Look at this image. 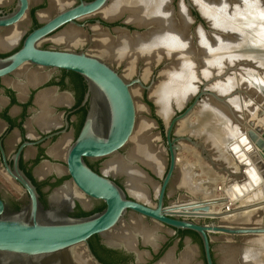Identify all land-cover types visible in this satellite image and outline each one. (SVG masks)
<instances>
[{
  "label": "water",
  "instance_id": "obj_1",
  "mask_svg": "<svg viewBox=\"0 0 264 264\" xmlns=\"http://www.w3.org/2000/svg\"><path fill=\"white\" fill-rule=\"evenodd\" d=\"M71 1H74L76 5L56 13L41 28L33 31L18 52L6 58H0V78L10 76L30 65L37 68L73 72L84 80L87 94L83 106L88 107L87 115L78 139L68 148L66 166L74 186L87 198L102 202L105 209L100 213L80 218L70 216L62 206H55L52 203L49 209H46L40 201L37 188L19 170L17 160L14 171L6 165L7 173L21 185L27 199L22 209L16 212L8 211L0 200V264H76L70 259L69 253L77 247L85 250L86 257L91 264H103L92 251L90 241L93 237L99 238L101 244L108 249L134 255L135 261L131 264H160L169 253H172L175 260L180 259L191 243L189 238L187 242L184 240L185 248L179 253L180 249L177 246L180 241L178 240L175 247H170L158 259L155 256L160 254L164 243L156 242L155 245H150L152 251L141 250L140 247L143 248L145 245L138 234L135 235V250H129L121 244H109L105 236L120 231L128 214H133L136 219L148 227H150L148 223H155L172 230L174 235L186 232L195 234L201 241L205 264H217L213 249V235L250 239L264 235V223L253 227L251 225H228L220 221L222 218L249 209H238L232 212L227 210L219 215H210V217L205 215L206 220L202 215L201 218L204 220L197 221L193 218L194 214L186 217L185 213H174V203L180 198L169 200L172 184L181 165L180 155L185 151L186 145L198 151L200 157L208 162L218 175H225L231 182L230 187L226 184L225 198L212 201L198 199L197 205L189 208L193 212L208 214L212 206L227 202L236 203L264 185V155L260 153L261 150L264 151V109L261 105L264 99V89H261L260 99L258 97L260 104L259 101L254 102L256 117H251L243 110L241 117L238 118L228 100L244 92L238 89L230 97L220 96L210 91L208 87L222 77L203 80L193 101L181 113L172 117L164 127L163 145L167 156L164 176L160 180L156 179L152 171L140 167L152 184L158 188L155 191L153 205L146 204L129 196L126 190L113 180L95 173L86 160H103L120 155L131 143L138 123V110L132 90L134 87H139L144 92L151 93L157 79L153 77L149 84H145L139 74L132 81H127L108 62L86 51L41 49L40 43L47 37L59 33L67 25L80 27L78 20L95 15L111 2V0ZM183 1L192 19L200 23V27L204 29V23L199 20V17L193 15L199 12V16L207 23L201 12L192 0ZM28 9L29 0H17L16 10L12 14L0 15V28H8L19 23ZM123 18L114 21L102 19L97 23L108 32L118 29L134 35L148 30L147 27L132 25ZM104 24H118V26L111 29L105 27ZM130 27L134 30L132 31ZM205 98L220 105L233 117L240 137L238 141L229 145L228 150L234 159L237 171L226 166L218 168L220 165L214 161L213 155L201 139L176 133L178 127L196 113ZM244 105L242 104L241 107L243 108ZM147 110L149 120L155 126L160 127L159 115L152 118L153 113L149 105H147ZM152 184L150 187L147 186L149 193L154 191ZM188 206L181 207L182 212L188 210L186 209ZM259 207H264V202L259 203ZM140 253H144L145 257L140 258Z\"/></svg>",
  "mask_w": 264,
  "mask_h": 264
},
{
  "label": "bare ground",
  "instance_id": "obj_2",
  "mask_svg": "<svg viewBox=\"0 0 264 264\" xmlns=\"http://www.w3.org/2000/svg\"><path fill=\"white\" fill-rule=\"evenodd\" d=\"M48 1L50 3L48 9L40 15L42 21H47L56 13H59L61 10H64L65 8L71 6L72 3L69 0ZM262 1L264 2V0ZM12 2L13 0H2L0 2V5H7ZM171 2L172 0H111V2L103 10L95 14L101 15V17L107 21H114L123 17L125 14H128L127 20L129 23H133L139 27H147L148 30L146 32L134 35L128 34L123 30L116 29L115 32L117 36L115 37H110L109 32H107L105 29H97V32L95 34L97 37L96 45L100 51L104 52L103 54L109 55L114 61H119L118 63H120L121 61H125L128 66L127 69L129 71L134 70L138 62L145 63V67L148 69L153 64L166 61L167 64L162 74L163 81L155 90V94H153L154 99L158 102L159 105L152 98V92L154 88L150 93L151 98L157 105L158 113L160 115H163L161 112L167 113L171 105L175 102L179 103L181 100L186 99L190 95L192 96V94H194L193 92L198 91V87H195L194 83L198 76L199 70L200 73H202V76H204V78L200 79V83L203 80L213 79V77L217 75H213L215 74V71H219L221 72V74H224L222 78H219V80H216L208 87L210 91H213L215 93L218 92H216L212 88H216V90H218L219 92H228L233 88L232 86L236 79L239 81L238 84L240 85L237 87L238 89L241 87L242 81H247L251 84H253V82L264 84V79L259 82L260 80H257L252 76H247L249 73L244 72V74L242 70V67H244L243 65L249 63L248 61V63H246V59H252L253 62L258 61V66H264V6L262 5L261 0H192V3H195L198 9H200L199 11L207 21L211 30L206 31L199 27L195 30V34L189 33L190 24L193 20L191 19L187 5L183 2V0H181L179 4L180 7H178L179 11H175L172 9L173 7H171ZM92 16H94V14ZM92 16H87L84 18H90ZM20 28L21 27H15L5 31L3 35L0 34V50H7L11 47V44L17 37ZM191 37L192 39L197 40V48H195L196 46L193 44ZM83 39V35L79 30H77V28H67L66 31H63L60 34L58 33V35L54 37V40L56 42L73 45H78V43L82 42ZM228 66H236V68H234L233 70L229 68L226 71V68ZM224 68L226 71L225 73L222 72ZM231 71H237V74L235 76H232V74L229 75ZM246 73L248 74L246 75ZM228 75L229 79H227V81L217 84L219 81L225 80ZM210 76L212 77L210 78ZM25 77L26 82L33 87L38 86L47 79V76L40 73L39 70L38 73H30ZM215 84H217V86H215ZM235 84H237V82H235ZM18 87L21 89L22 94H24L25 85L21 84L18 85ZM18 87L17 89H19ZM50 98V94L45 93L44 91V93H41V95H39L37 100L38 104L42 108V118L44 119L47 118L49 113L47 105L51 102ZM208 100L209 102L211 101V99L209 98L204 99L203 104L205 105ZM63 101L65 100L63 99ZM258 101L259 100L257 99L256 102ZM262 102L263 103L261 105L264 109V99ZM210 103L214 104L213 101H211ZM243 108L241 109V111L244 110L247 112V110ZM247 108L249 109V115L255 118V110L250 108L249 106H247ZM215 116H217V114ZM217 121L218 123L222 122V120H220L219 118L217 119ZM222 124L223 127L224 125H226L225 123ZM148 128H150L149 125L143 126L140 134L136 136V139L133 141V144L130 146L125 157L115 155L105 163L104 167V170L106 172H110L111 174L113 173V175H124L127 178V185L129 186V188L133 191V193L135 192L140 198L143 199L147 198L149 195V190L146 184H152V182L141 170L140 165L153 166L154 170H157L160 163L158 161L156 150L154 148L155 146L153 144V138H151L152 136L149 132L150 129L148 130ZM227 132L228 130L226 129L224 133L226 134ZM229 132H231V135L228 133L226 135H229V137H236L230 144L238 141L240 134H238L237 131L234 130H230ZM222 134L223 133H221V135ZM221 135H219L220 138H222ZM226 139H228V136ZM232 139L233 138H231V140ZM224 141H226L225 138ZM260 153L264 155L263 150H261ZM181 159L182 157L180 155V161H182ZM52 172L61 175L63 173V169L60 166H43V168L41 169L42 174H49ZM189 178L190 176L185 175L184 179L185 181L187 180V183L189 181ZM225 180L226 184H228V187H230L231 182L227 179L226 176ZM152 187L155 191L158 189L156 185L152 184ZM201 189H198V192H202ZM209 189L210 186H207L206 189L203 190V192H208L207 196H209L210 193ZM226 189L227 187L224 183H217L214 190L215 199L225 198ZM74 191L75 190L73 186L67 184L64 188L60 190L58 189L54 192L52 202L58 205L66 199H78L79 197L81 204L85 208H88L90 206V201H88L86 198H82L81 196H77ZM204 194L205 192L203 193V195ZM253 194V197H251L250 199L248 198L250 195H248L245 198L239 199L236 203L227 202L212 206L211 212L208 214L193 212L191 209H189L192 208V205H197V202L199 201L198 199L204 200V196L201 195L197 197V199H193L196 196H186L182 197L183 200H179L178 202L174 203V213H185L186 217H188V215L190 214H194L193 218L197 221H200L202 219V215H204V219L206 220L205 215H209L210 217V215H219L227 210L232 212L233 210L238 209H249L248 211L235 213L232 216L222 218L220 221L226 224L232 223V221H235L241 217H245L248 214L254 213L255 211L259 212L258 215H260L259 218H261V221L260 224H252L251 226L258 227L262 223H264V207H259V203L264 202V185L259 188V190H255ZM247 198L248 200H246ZM212 200L214 199L209 198L205 199L204 201ZM184 205H189L188 208H186L188 210L185 209L186 211L182 212L183 209L181 207H183ZM204 219H202L201 221H203ZM228 225L247 226L246 224L241 225V223ZM157 226L158 225H156V227ZM156 227H148L147 225L142 224L138 219H134L133 221H131L128 227H123V229H120V232L111 233L106 235L105 237L107 242L111 245L121 244L129 250H135L136 234L142 237L144 243L153 245L156 244L159 239V235L157 234L158 230L156 229ZM169 233H173V231L169 230ZM262 237L264 240V235L257 237L255 236V238ZM73 255H75V257ZM69 256L70 259H72V261L74 262L91 264L89 262V259L86 257L85 250L80 247L71 250ZM139 256L140 258H143L145 257V254L140 253ZM194 257V249L192 248V246L188 245L187 249L181 255L180 259L175 260L172 253H169L160 264H194Z\"/></svg>",
  "mask_w": 264,
  "mask_h": 264
},
{
  "label": "rangeland",
  "instance_id": "obj_3",
  "mask_svg": "<svg viewBox=\"0 0 264 264\" xmlns=\"http://www.w3.org/2000/svg\"><path fill=\"white\" fill-rule=\"evenodd\" d=\"M180 2H181V0H172V2H171V7H173L172 9L177 11L178 7H180V5H179ZM261 3L264 6V2L262 0H261ZM10 5H13V2ZM194 5L196 6L195 3H194ZM197 9H198V7H197ZM198 10H200V9H198ZM123 17H124L123 20H127L128 14H125ZM97 18H102V17H101V15H99V16H97ZM131 24L133 25V23H131ZM197 28H199V23L192 21L190 24L189 33L195 34V30ZM22 30L24 33L25 29H22ZM99 30H101V29H99ZM142 31H144V30H142ZM208 31H211V30L208 29ZM95 34H96V31L93 32V30H92L89 34V37L86 36V40H85L86 42L85 41L80 42V43H78V45L77 44L73 45V44L56 42L54 40V37H55L54 36V37L48 39L47 41L41 43L40 47L45 48L47 45H49L51 50H56V51H73V52L86 51L89 54L96 56V57L108 62L117 71H119L120 74L127 81H132L133 79H135L140 74L141 79L144 81V83L149 84L152 80L151 77L154 73V70H157V71L160 70V72L156 74L157 75V78H156L157 81L155 83V86L153 87L154 90L152 92V98L154 99L153 94H155L154 93L155 90L157 89V87L160 86V84L163 81V79H162L163 75L162 74H163V71H164L166 65L164 66V65H162L161 62H159V63L153 64L150 68L147 69L145 67L146 66L145 63L138 62L135 69L132 71H129L127 69L128 66H127V63L125 61H121L120 63H118L119 61H117V62L114 61L109 55L103 54L104 52H102L98 49V47L96 45V42H97L96 38L97 37ZM110 35H112L113 37L117 36L116 32L111 33ZM112 36H110V37H112ZM191 40L195 41V43H193V44L196 46L195 48H197V45H196L197 40L192 39V37H191ZM19 43H20V40H16V42H14V44L8 50H6L4 52H9V51L15 49L19 45ZM245 61H246V63H248V62L249 63L243 65L244 66V67H242L243 73L248 72L249 74L246 73V75L248 74L247 76H252V77L256 78L257 80H260L259 82H261L262 79H264V69H263L264 66H262V65L258 66V61L253 62L252 59L251 60L246 59ZM162 62H166V61H162ZM229 68L231 70H233L234 68H236V66L235 67L234 66H232V67L228 66L226 68V71ZM37 69L39 70L40 73L50 72V71H46L43 69H39V68L30 66V65H27L19 72V74H21L24 77V79H26L25 76H27L28 74L36 73V72L38 73ZM249 70H250V72H249ZM226 71H225V68L222 70V72H224V73ZM218 72L215 71V74H213V75H216V74L217 75L214 77H216V78L223 77L224 74L223 73L221 74V72H219V73ZM236 72L231 71L229 73V75L232 74V76H235L237 74ZM252 72H255V73H252ZM229 75L226 77L225 80H221L217 84L227 81V79H229ZM212 76H210V78ZM232 76H230V77H232ZM201 78H204V76H202V73H200V70H199L198 76H197L195 83H194L195 87H198V88L201 87V83H200ZM204 81H206V80H204ZM235 82H237V84H235ZM235 82L232 86L233 90L231 89L228 92H222V91L219 92L218 90H216V88H212V89L215 90L216 92H218L219 93L218 95H220V96L230 97V95H232L233 93L238 91L237 87L240 86L238 84L239 81L237 79ZM217 84H215V86H217ZM235 85H236V87H235ZM212 87H214V86H212ZM198 88H197V90H198ZM239 89H241L244 93L241 95H235L228 100L232 109L235 112V116L238 118H240L241 114H242V112H241V108H242L241 105L242 104H245L244 108H245V110H247V113L249 112L248 111L249 109L247 108V106L254 109V102H256L258 97L262 96L261 89H264V84L263 83L260 84L257 82H253V84H251V83H248L247 81H245V82L242 81L241 87ZM132 91H133L134 99L136 101V106H137V110H138L137 129H136V133H135L134 138L131 140V143L118 156L125 157L130 146L133 144V141L136 139V136L138 134H140L143 126L149 125L150 128H148V130L150 129L149 132L152 136V137L151 136L150 137L153 138V144L155 146L154 148L156 150V155H157L158 161L160 163L158 165L157 170L156 169L154 170L153 166H148V165L147 166L140 165V167L141 168L143 167L144 169L146 168L149 171H152L155 174L156 179L160 180L165 174V170H166L165 160L167 157L165 150H164V145H163L164 132L162 131V127L164 129L165 125L167 124V122L172 117L178 115L184 109H186V107L193 101V99H194V97L198 91L193 92L194 94H192V96L190 95L186 99L181 100L179 103L175 102L176 104L175 103L172 104L167 113L161 112L163 115H160L158 113V108L156 105V103L158 104V102L155 99L154 100L156 101V103L154 102V100L151 98L150 93L144 92L139 87H134ZM254 91L256 92V94ZM221 93H223V94H221ZM150 101H152V102H150ZM203 102L204 101L202 100L200 108L196 111V113L186 123H183L178 127L176 133H177V135H186V136L189 135L195 139H201L205 143V145L208 147V151L210 152V154L213 155L214 161L220 165V166H218V168H222V166H226L228 168H233L235 171H237L238 169H237V167H235L234 160H233V158L230 155L229 150H228L229 144L236 137L234 138L232 136L229 137V135H226L227 133L231 135V132H229L230 130L231 131H233V130L237 131V127L234 123L233 117L229 114V112L227 110L225 111L217 103L214 102V104H212L208 100V102L211 104V106H210V104L208 102H206L205 105L203 104ZM147 105H149L152 109V113H153L152 118L153 117L156 118V115H159L160 127H157L152 122H150V120H149L150 116H149V113L147 110ZM207 108H210V109H207ZM211 108H212V110H211ZM217 108H218V110H217ZM216 114H217V116L218 115H220V116L217 117V116H215ZM218 118L220 120H222V122L219 121L220 123H218V121H217ZM214 120H216L217 122ZM222 123H225L226 125H224V127H223ZM226 129L228 130V132L225 134L224 132ZM160 133H161V136H159ZM210 133H212V134H210ZM218 133H220V134H218ZM221 133H223V134L221 135ZM214 134H215V136H214ZM219 135H221L222 138H220ZM227 136H228V139H226ZM224 138L226 141H224ZM231 138H233V139L231 140ZM181 157H182L181 165H180V168L178 170L176 179H175L174 183L172 184V188L170 190V199L169 200L170 201L171 200H178L179 198H181V196H188V197H195L196 196L193 199H197V197H199L201 195L204 196L203 197L204 200L209 199V198L215 199V197H214L215 187H216L217 183H221V182L226 185L225 176L224 175H223V177H222V175L218 176V174L212 169L211 165L208 162H205L200 157L199 152L194 150L190 146L186 145L185 151L181 155ZM57 159H59L61 162L65 161V158L62 157V155H58ZM110 159L111 158H107V159H103V160H93L91 162L93 164H100V166L102 168L101 169L102 173H104V174L108 173L107 175L113 176L114 178L119 180L122 183L124 189L126 190V192L129 196L136 198V199H138V200H140L146 204L153 205V202H155L154 201L155 200V190L154 191L152 190L151 193H148L149 195L147 198H144V199L140 198L135 192L133 193V191L129 188V186L127 185V178L124 175H121V176H120V174L119 175H117V174L113 175V173L112 174L110 172L106 173V171H104V164L106 162H108ZM139 164H141V163H139ZM62 169H63V171H65L64 167H62ZM64 174L66 175V172H64ZM185 175L190 176L188 183L186 182L187 180L185 181V179H184ZM65 181L67 184L72 185L71 181L69 179H66ZM203 181H204V183H203ZM217 181H219V182H217ZM205 184L207 186H210L209 196H207V194H208L207 191H204L205 194L203 195V193H204L203 190L206 189V187H207ZM146 185L148 187L151 186L150 183L149 184L147 183ZM212 185L213 186L215 185L214 189L212 188L213 187ZM204 186H205V188H204ZM198 189H201L203 193L201 191L198 192ZM74 190H75L74 192L76 193L77 196H81L84 199L86 198L84 195H82L80 192H78L77 189L74 188ZM257 190H259V189H257ZM197 192H198V194H197ZM253 193L252 194L250 193L251 195L248 197L249 199L251 197H253V195H254ZM20 194H22L21 191L16 196L19 198ZM248 198L246 200H248ZM86 199L88 201H90V206L87 208V209H90V211H93L94 208L101 205V202H96V201H93L91 199L89 200L88 198H86ZM74 200H77L81 203V201L79 200V197H78V199L76 198ZM180 200H183V199L181 198ZM97 213H100V212H97ZM258 213L259 212L254 211V213L248 214L245 217H241L235 221H232V223H228V222L227 223L228 224L241 223V225L242 224H246V225L256 224V225H258V224H260V221H261L260 220L261 218H259L260 215H258ZM93 214H95V213H92L90 215H93ZM78 218H80V217H78ZM134 219H136V217L133 214H128V216L126 217L125 223L120 227V229H123V227H128L129 224L131 223V221H133ZM148 224L152 227H154V226L156 227V225H157L155 223H148ZM156 229L158 230L157 234L159 235V239H158L157 243H160V244L164 243L163 244V247H165V249L163 250L164 252L167 251L170 247L176 246L175 245L176 241L174 243L169 242V240L175 236L174 233H169L168 229L163 228L160 225H158L156 227ZM117 232H120V231H117ZM117 232H115V233H117ZM184 237H185V241L188 238L191 240L190 246H192V248L194 249V252H195L194 264H205L204 252H203V248H202V244H201L200 239L193 233L192 234H186ZM212 238H213L214 256H215V260H216L217 264H264V240H263V237L262 238H255L256 239L255 240L254 238H251V239L250 238H242V237L230 238V237L223 236V235H213ZM186 242L183 243L182 248H180L179 245L177 246L180 249L179 253L185 248ZM143 244L145 246L143 248L142 247H140V248H141V250H144V251L150 250L149 246L153 245V244H146V243H143ZM73 256L75 257V255H73ZM76 264H79V263L76 262Z\"/></svg>",
  "mask_w": 264,
  "mask_h": 264
},
{
  "label": "flooded vegetation",
  "instance_id": "obj_4",
  "mask_svg": "<svg viewBox=\"0 0 264 264\" xmlns=\"http://www.w3.org/2000/svg\"><path fill=\"white\" fill-rule=\"evenodd\" d=\"M1 1L2 0H0V2ZM69 1L72 2V4L65 9L76 5L74 1ZM10 4L0 5L1 16L10 15L16 10L17 0H13V5ZM49 4L48 0H29V9L19 23L8 28H0V34L3 35L7 30L21 27L17 37L13 40V42L20 40L19 45L9 52L0 50V58H6L18 52L22 48L26 38L52 18L51 17L47 21H42L40 18V15L48 9ZM193 15L199 17V20L204 23V30L207 31L210 29L209 25L199 16V12L193 13ZM97 16L99 15L78 20L77 23L80 27L67 25L59 31V34L66 31V28H77L83 35L84 39L82 42H84L86 40L85 37H89L92 30L93 32H97V29L104 30V28L97 23V21L102 20V18H97ZM104 26L112 29L118 26V24H104ZM22 29H25L24 33ZM130 29L132 31L134 30L132 27H130ZM111 33H115V31H110L109 35ZM57 35L58 33L47 37L41 43ZM13 42L11 46L14 44ZM193 43H195V41H193ZM41 49L51 50L49 45ZM161 63L164 66L167 64L166 62ZM41 69L50 72H42L43 75L47 76V79L36 87L26 82V79L19 74L21 70L10 76L0 78V200L5 204L8 211L11 212L20 211L26 202L27 196L21 185L9 176L6 165L9 166L11 171H14L15 161L17 160L19 170L23 172L37 188L40 194V201L44 207L49 209L51 203L56 205L52 202L54 191L64 188L67 185L66 179L71 181L66 166V153L68 148L78 139L87 115L88 107L83 106L87 94V87L84 80L73 72ZM159 72L160 70H154L151 79L153 77L157 78L156 74ZM21 84L25 85L24 94H22L21 89L18 87V85ZM17 87L19 89H17ZM44 91L51 96V102L47 105L49 113L45 119L42 118V108L37 101L39 95L44 93ZM63 99L65 101H63ZM58 155H62L65 161L61 162L57 159ZM91 161L93 160H86V163L95 173L113 180L124 188L119 180L113 176L107 175V172V174L102 173L100 164H93ZM43 166H60L61 168L64 167L65 171H63L61 175L54 172L42 174L41 169ZM64 172H66V175ZM71 184V186L77 189L72 181ZM20 191L22 194H20L18 198L16 195ZM77 191L80 192L78 189ZM74 199L76 198L71 199L72 201L66 199L56 206H62L72 217H86L92 213L104 211L99 210L105 206L102 202L100 206L90 211V209L85 208L79 201ZM178 240L180 241L179 246L180 244L183 245L185 237L179 233V235L176 234L171 238L169 242L174 243ZM164 249L165 247L160 250V254H163ZM150 250L152 251V249ZM116 252L130 257V259L132 258L127 264L134 263V255L127 254L123 251ZM160 254L156 255L155 258Z\"/></svg>",
  "mask_w": 264,
  "mask_h": 264
},
{
  "label": "trees",
  "instance_id": "obj_5",
  "mask_svg": "<svg viewBox=\"0 0 264 264\" xmlns=\"http://www.w3.org/2000/svg\"><path fill=\"white\" fill-rule=\"evenodd\" d=\"M162 131L164 132V129L162 127ZM105 206H103L99 210H104ZM89 216V215H88ZM182 236H185L186 234H192L189 232L181 233ZM90 245L92 248V251L94 252L95 256L98 258V260L103 264H127L130 259V257L124 256V254L120 252H116L113 250H109L106 247L102 246L100 244V240L97 237H93L90 241ZM180 248H182V244H180ZM162 254H160L156 259L160 258Z\"/></svg>",
  "mask_w": 264,
  "mask_h": 264
}]
</instances>
